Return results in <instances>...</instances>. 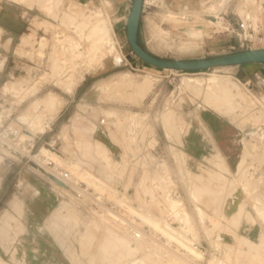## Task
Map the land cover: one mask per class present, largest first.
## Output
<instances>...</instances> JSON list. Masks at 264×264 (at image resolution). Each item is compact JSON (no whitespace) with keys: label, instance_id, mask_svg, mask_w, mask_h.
<instances>
[{"label":"rangeland","instance_id":"rangeland-1","mask_svg":"<svg viewBox=\"0 0 264 264\" xmlns=\"http://www.w3.org/2000/svg\"><path fill=\"white\" fill-rule=\"evenodd\" d=\"M214 1L236 28L253 2ZM202 5L147 0L140 44L165 59L238 52L228 47L238 38L208 22L214 6ZM111 19L100 0H0V264H264L263 243L223 238L209 223L206 211L218 209L227 187L225 167L189 152L212 141L203 112L260 127L259 89L234 80L228 66L149 65ZM101 20L113 39L103 45ZM45 118L53 130L36 134ZM17 124L21 138L34 137V153L76 168L78 191L7 143L15 137L5 131Z\"/></svg>","mask_w":264,"mask_h":264},{"label":"crops","instance_id":"crops-1","mask_svg":"<svg viewBox=\"0 0 264 264\" xmlns=\"http://www.w3.org/2000/svg\"><path fill=\"white\" fill-rule=\"evenodd\" d=\"M203 1L165 0V3L177 8L183 5L200 6ZM101 3L111 13L114 27L126 30L132 0H101ZM146 6L147 0L143 4L142 18ZM151 17L148 15V18ZM228 68L230 77L250 88L257 87L264 98V91L260 89L264 86V63H246ZM201 117L212 141L192 143V152L187 147L183 149L198 160H217L225 167L222 174L227 182L219 197L218 209L213 207L206 211L209 223L214 229L225 231L221 235L223 238L233 237L235 233L250 242L264 244V122L260 127L241 128L216 111L203 112ZM96 125L100 126L98 122ZM196 150L202 152L195 153ZM198 214H201L199 209Z\"/></svg>","mask_w":264,"mask_h":264},{"label":"built area","instance_id":"built-area-1","mask_svg":"<svg viewBox=\"0 0 264 264\" xmlns=\"http://www.w3.org/2000/svg\"><path fill=\"white\" fill-rule=\"evenodd\" d=\"M88 1L92 2L93 0ZM213 2L215 1L204 0L201 5H209L211 7L214 6ZM250 6L251 8L246 7L247 9L243 11L242 15L240 16V20H238L237 22V28L234 26L232 17L228 16L225 13V8L221 9V5L219 8L214 6L215 9H210L209 11V13H211L208 18H210L211 20H209L208 22H210L214 26L217 25L223 27L226 32L235 35L238 38V40L234 41V43L232 42L228 44L229 49L233 51H244L255 48H264V0H253V2L250 3ZM183 17L189 19V17H192V14L188 11V13H186ZM260 98L263 99V97ZM11 115L12 113H10L9 116ZM105 123V118H101L98 121L99 125H104ZM53 124L54 121L52 119L45 118L44 120H42L41 127L43 128H41L40 130L37 129L36 134L41 132L47 133L48 131H52ZM2 126L3 124L1 125V127ZM23 131L24 130L22 129V127L18 124L11 125L10 127H8V129L5 131V137L8 134L15 137L13 139L14 141H8V143H10L17 150V152L22 154V156L24 157L29 156L30 153H33V157L35 158L34 162L38 166L43 167L47 171L50 178H52L53 180L60 182L64 187H77L76 184H78V180L76 179L75 175H73L70 171L62 169V167L59 166L51 157L41 154L40 151L34 153V137L21 138ZM24 135L25 134H23V136ZM54 145L55 141L50 144V146Z\"/></svg>","mask_w":264,"mask_h":264},{"label":"water","instance_id":"water-1","mask_svg":"<svg viewBox=\"0 0 264 264\" xmlns=\"http://www.w3.org/2000/svg\"><path fill=\"white\" fill-rule=\"evenodd\" d=\"M143 4L144 0H132L126 21V37L133 52L149 65L162 69L197 71L218 66L264 63V48H255L201 59H165L158 57L145 49L139 42Z\"/></svg>","mask_w":264,"mask_h":264},{"label":"bare ground","instance_id":"bare-ground-1","mask_svg":"<svg viewBox=\"0 0 264 264\" xmlns=\"http://www.w3.org/2000/svg\"><path fill=\"white\" fill-rule=\"evenodd\" d=\"M128 17V16H127ZM209 17V16H208ZM207 20L209 21V20H211L210 18H207ZM99 21V20H98ZM98 23V22H97ZM96 29L99 31L100 30V32H103V35H100L99 37L100 38H98V41L96 42V44H104V43H110V42H112L113 41V39H112V36H111V32H112V28L110 27V26H108L106 23H105V21H103V20H101L99 23H98V25H97V27H96ZM95 30V29H94ZM95 46H97V45H95ZM100 46V45H99ZM98 47V46H97ZM215 80V79H214ZM212 84V83H211ZM202 85V83H200V82H198V81H196V87H200ZM222 85H223V82H222V80H220V79H217L215 82H214V85H213V87L214 88H220V87H222ZM8 143V142H7ZM9 145V144H8ZM11 145V144H10ZM3 149V148H2ZM45 151V150H44ZM51 154V153H50ZM53 154V153H52ZM49 156H51V155H49ZM55 156V155H54ZM54 156H53V158H54ZM57 158V157H56ZM55 159V158H54ZM58 159V158H57ZM70 165V164H69ZM72 168H73V166H72ZM76 169V168H75ZM75 169L73 168V170H74V172H75ZM74 172H73V174H74ZM78 176V175H77ZM52 179V178H51ZM91 180V179H90ZM55 181V180H54ZM92 181H94V180H92ZM57 182V181H56ZM59 183V185L60 186H62V187H64L60 182H58ZM94 183V182H93ZM96 184V183H95ZM100 187V186H99ZM66 188V187H65ZM75 188V187H74ZM76 190H77V188H75ZM79 189V188H78ZM72 191V190H71ZM78 191V190H77ZM82 191V190H81ZM83 192V191H82ZM81 192V193H82ZM83 193H85V192H83ZM87 193V192H86ZM76 194H77V192H76ZM88 194V193H87ZM76 196V195H75ZM83 196H84V194H83ZM83 196H82V199H83ZM91 196V195H90ZM86 199L88 198V197H85ZM84 198V199H85ZM90 198V197H89ZM90 200V199H89ZM82 201H84V200H82ZM86 201V200H85ZM84 201V202H85ZM91 201V200H90ZM90 201H86V202H90ZM90 203H92V202H90ZM89 203V204H90ZM93 203H94V201H93ZM96 204V203H95ZM91 205V204H90ZM107 213H108V215L111 217V218H113V219H115V220H118L119 222H122V223H125V221L126 220H123V218H120L119 216H117L116 214H114V213H112L111 211H109V210H107ZM122 219V220H121ZM127 222V221H126ZM126 224H128V223H126ZM125 224V225H126ZM124 225V224H123ZM166 233H167V231H166ZM168 234V233H167ZM179 240V239H178ZM186 245V244H185ZM192 247V246H191Z\"/></svg>","mask_w":264,"mask_h":264}]
</instances>
